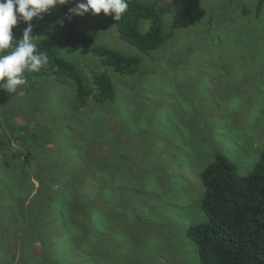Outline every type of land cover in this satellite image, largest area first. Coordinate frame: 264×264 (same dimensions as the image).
<instances>
[{"label": "rangeland", "instance_id": "rangeland-1", "mask_svg": "<svg viewBox=\"0 0 264 264\" xmlns=\"http://www.w3.org/2000/svg\"><path fill=\"white\" fill-rule=\"evenodd\" d=\"M155 1L165 41L153 61L109 27L111 15L97 20L95 43L140 57L132 75L71 56L111 80L113 100L103 108H80L74 89L54 79L40 92L27 77L14 95L0 92V139H9L0 144V264H200L188 231L206 221L200 173L214 147L238 177L264 151V5L257 14L258 0H235L226 13L228 0ZM44 94L57 112L70 110L57 120L38 116L41 105H32ZM12 122L31 127L11 132ZM36 142L50 149L24 163L16 154ZM74 194L90 195L100 223L87 221ZM146 196L156 221L139 213Z\"/></svg>", "mask_w": 264, "mask_h": 264}, {"label": "trees", "instance_id": "trees-1", "mask_svg": "<svg viewBox=\"0 0 264 264\" xmlns=\"http://www.w3.org/2000/svg\"><path fill=\"white\" fill-rule=\"evenodd\" d=\"M222 0H218L221 2ZM225 6L232 11L235 0H228ZM256 12L262 11L264 0H258ZM129 9L120 21H115L111 17L109 27H116L121 40L134 46L141 55L153 61L154 55L165 41V31L161 20V13L155 0H128ZM240 5L241 0L237 1ZM235 6V5H234ZM75 7L74 3L60 5L49 14H45L42 19L34 18L31 22L34 26V42L38 49L45 53L48 62L38 73H28L26 77L30 80L32 88L40 92L46 84L57 80L65 84V87H72L74 100L76 99L80 108H85L90 101L98 108H103L104 103L113 100V84L107 75L98 72V65L89 62L90 72H86L81 63L73 60V55H88L104 64L111 66L120 75H132L141 65L140 57H128L114 49L95 43L98 33L97 20L101 16L91 13L83 17H70L69 8ZM215 16V15H214ZM212 16L217 20V16ZM147 21V27H145ZM27 27H22V21L13 30L14 40L20 39ZM95 32V34H94ZM73 91V90H72ZM3 95L11 96L0 90ZM24 97V96H23ZM0 98V99H1ZM53 95H42L40 103L41 110L37 115L50 114L53 119L62 118L66 112L53 104H59L53 100ZM26 102L28 99L23 98ZM73 100H68L67 106ZM53 102L52 104H50ZM6 98L1 101V105L8 106ZM60 106L62 104L60 103ZM97 110V108H95ZM9 124L5 126L8 127ZM3 127V126H1ZM13 130H20L27 125L18 126L12 122ZM35 132H37L35 130ZM41 132V131H40ZM29 144V141H27ZM9 143L6 136L1 137L0 144ZM213 147V146H212ZM25 149V145L23 144ZM213 162H211L202 172L201 180L205 188L204 198L201 203L206 221L189 229L188 235L193 240L200 264H264V151L261 153L258 162L251 173L246 177H238L236 165L228 159L217 147H214ZM213 148V150H214ZM35 149L48 151L50 148L36 142L30 145L25 154H16L24 163L30 160L29 156ZM237 154H241L236 152ZM21 156L23 158H21ZM17 168V167H16ZM85 185V184H84ZM100 187V186H99ZM102 189V187H100ZM105 194L108 188L103 186ZM109 193V192H108ZM74 194L73 196L75 197ZM151 196L142 198L139 205L144 207L139 211L144 219L156 221L159 210L150 207ZM79 204L89 212L87 221L94 224L100 223V216L94 215L90 211V195L75 197ZM80 201H82L80 203ZM108 207V204H107ZM110 209L108 207V213ZM110 215V213L108 214ZM107 215V216H108ZM108 219V218H107ZM107 219L105 220L107 223ZM109 220V219H108ZM116 220V219H115ZM111 221V220H110ZM108 221V222H110ZM100 227V225H99ZM2 228V227H1ZM3 237H0V240ZM126 264H151L146 262L127 260Z\"/></svg>", "mask_w": 264, "mask_h": 264}, {"label": "clouds", "instance_id": "clouds-1", "mask_svg": "<svg viewBox=\"0 0 264 264\" xmlns=\"http://www.w3.org/2000/svg\"><path fill=\"white\" fill-rule=\"evenodd\" d=\"M69 3L75 4L68 10L70 17L103 13L120 21L129 9L128 0H0V90L15 93L26 85V74L38 73L47 64V55L34 42L31 22ZM21 21L27 27L22 38L14 40L13 30Z\"/></svg>", "mask_w": 264, "mask_h": 264}, {"label": "bare ground", "instance_id": "bare-ground-1", "mask_svg": "<svg viewBox=\"0 0 264 264\" xmlns=\"http://www.w3.org/2000/svg\"><path fill=\"white\" fill-rule=\"evenodd\" d=\"M51 178H52V176H51Z\"/></svg>", "mask_w": 264, "mask_h": 264}]
</instances>
